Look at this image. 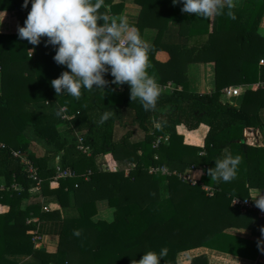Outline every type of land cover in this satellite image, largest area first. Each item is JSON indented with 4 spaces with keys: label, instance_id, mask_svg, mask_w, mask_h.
I'll use <instances>...</instances> for the list:
<instances>
[{
    "label": "trees",
    "instance_id": "16d2710c",
    "mask_svg": "<svg viewBox=\"0 0 264 264\" xmlns=\"http://www.w3.org/2000/svg\"><path fill=\"white\" fill-rule=\"evenodd\" d=\"M134 2L141 10L130 25L141 38L146 28L157 29L148 44V73L160 85L172 84L171 90H161L154 111H145L138 99L132 101L127 83H109L104 91L82 89L78 99L57 96L51 81L68 69L54 61L55 48L45 46L47 38L33 46L18 34H0V141L7 145L0 148V264H20L26 256L38 260L26 264H136L144 252L161 249L167 254L160 264H177L180 251L196 246L233 253L221 244L228 227L252 221L253 232L264 233L256 212L231 205L233 197L247 198L249 188L264 189V36L258 32L264 0H243L232 9L235 19L185 13L172 0ZM123 8L124 0H103L99 12L115 16ZM160 52L168 58L159 59ZM194 62L214 63L212 91L190 90L188 68ZM105 79L111 82L113 77L105 74ZM242 84L250 87L239 106L223 100L225 87ZM46 101L59 106L38 110L37 104ZM104 113L109 118L100 124ZM129 126L139 127L144 137L133 139V129L116 136V130L118 135L120 127ZM30 136L46 146L43 156L31 150ZM78 136L84 137L90 154L79 149ZM226 148L241 158L231 182L207 174ZM12 149L32 160L39 182ZM101 156L119 162L117 171L103 169ZM57 157L61 169L76 176L60 178V185L52 188L58 169L50 163ZM156 165L179 171L196 165L205 173L202 183L193 185L176 175L150 173ZM202 184L212 187L214 195ZM44 198L62 207L74 205L78 215L64 218L59 210L48 211ZM101 199L114 208L113 220L95 218ZM158 205L168 212L164 219L156 213ZM36 218L63 221L56 253L36 247L31 232Z\"/></svg>",
    "mask_w": 264,
    "mask_h": 264
},
{
    "label": "clouds",
    "instance_id": "9594fccd",
    "mask_svg": "<svg viewBox=\"0 0 264 264\" xmlns=\"http://www.w3.org/2000/svg\"><path fill=\"white\" fill-rule=\"evenodd\" d=\"M30 2L27 18L18 27V37L33 46L46 37L45 46L55 48L54 61L68 69L51 81L57 96L66 94L78 99L82 89L91 91L103 89L109 83H127L132 101L138 99L145 111L156 109L161 89L148 73L149 45L126 17L110 20L107 14L100 13L103 0ZM28 4L29 0H23L22 7L27 8ZM172 4H182V12L202 18L226 14L235 19L232 12L235 0H172ZM105 74H110L113 80H106ZM108 118V113L102 114L99 123ZM240 159L226 148L223 157L215 160V166L207 174L217 181L231 182L236 178ZM255 204L264 211V195L258 196ZM166 254L167 249L159 253L144 252L136 264H160Z\"/></svg>",
    "mask_w": 264,
    "mask_h": 264
},
{
    "label": "crops",
    "instance_id": "0c3cea01",
    "mask_svg": "<svg viewBox=\"0 0 264 264\" xmlns=\"http://www.w3.org/2000/svg\"><path fill=\"white\" fill-rule=\"evenodd\" d=\"M243 0H235V4L241 5ZM120 2V0H114V3ZM244 3V2H242ZM0 4L4 7L0 9V34H18V27L23 26L25 19L27 18L28 12L31 9V2L29 0L28 7H22L23 0H0ZM8 4V6L6 5ZM111 9V5L107 6ZM141 7L136 4L134 0H124V8L117 15H112L109 17L117 18L126 17L129 24L134 23L138 20ZM258 32L264 36V15L260 21ZM157 34V29L155 28H146L144 31V39L148 44H150ZM33 53L30 52V55ZM158 58L161 60H166L168 58L165 52H160ZM189 76V88L194 92H210L215 87V73H214V63L213 62H194L189 65L188 68ZM0 80H1V66H0ZM160 89L163 87L167 88L168 85H160ZM240 86L243 89L242 96L245 91L250 87L249 84L234 85ZM247 86V87H246ZM106 87V86H105ZM105 87L101 89L105 90ZM237 96L233 98H225L224 101L232 103L236 106L240 105L242 96ZM235 99V100H234ZM59 106L56 101H46L37 104V109L41 111H49L55 109ZM261 118L264 121V108L260 112ZM61 130L67 129V126H62ZM126 130L133 129L134 127L129 126L125 128ZM124 129V130H125ZM122 130V133L124 132ZM262 134L264 135V128L261 129ZM31 135V134H30ZM144 137V133H142ZM31 137L30 148L32 151L36 152L38 156H43L46 152V146L39 140H34L33 136ZM133 139H136L135 135ZM106 157L101 156L98 159V162L105 161ZM110 163H116L115 165H120L119 162L110 161ZM51 166L60 168L61 160L60 157H57L51 161ZM199 175V171L197 172ZM60 185L59 179H54L51 182L52 188H57ZM264 195V189L259 187L249 188L248 197L253 198L254 200L258 196ZM28 200H25V203ZM44 205L47 206L48 211H57L59 210L62 214V217H69L78 215V210L74 205L68 207H62L61 204L51 198H44ZM98 213L95 216L96 219H105L108 221L113 220L114 218V208L110 207L107 199H101L97 201ZM163 208L161 206L156 207V213L160 216L159 218L164 219ZM63 221L62 220H40L36 218L35 227L31 231L34 236V242L36 247L41 249V246H44L46 252L56 253L60 246V233L62 231ZM129 232L132 233L131 226H129ZM225 235L221 237V244L223 246L233 250V253L225 252L218 250L209 246H196L186 250L180 251L176 256L177 264H259L263 263L264 259L262 258L263 243L261 236L256 235L253 232V222L248 221L245 227L243 226H231L224 230ZM220 244V245H221ZM243 253L250 254L251 256H241ZM241 254V255H240ZM37 263L38 260L35 256H26L20 260V264L26 263ZM54 264V263H51Z\"/></svg>",
    "mask_w": 264,
    "mask_h": 264
},
{
    "label": "built area",
    "instance_id": "2783aa9c",
    "mask_svg": "<svg viewBox=\"0 0 264 264\" xmlns=\"http://www.w3.org/2000/svg\"><path fill=\"white\" fill-rule=\"evenodd\" d=\"M261 65H264V59H261L260 61ZM262 83H257L256 87H260L262 86ZM172 84L169 83L168 87H171ZM247 87V86H246ZM223 96L225 98H233V97H237L240 96L243 93V89L240 86H227L223 89L222 91ZM162 137H159L156 141H155V146H158L160 141H161ZM167 139V138H166ZM78 147L80 150H82L83 152L90 154L91 153V149L89 146L85 145L84 143V137L82 136H78ZM0 148L4 149L7 148L6 143L0 141ZM12 153L13 156L18 157L21 159L23 165H25V169L28 172L29 176L33 179H35L37 182L40 181L39 177H38V170L37 167L34 165V163L32 162L31 159H29L25 153H22L21 151L18 150H14L12 149ZM101 167L105 170H113V171H117L118 167L115 164L110 163L109 161H102L101 162ZM130 166H135L134 164H131ZM126 171L128 172L129 169H126ZM199 171V175L197 174V172ZM150 173H162L165 175H176L178 176L183 182H187L190 184H201V177L203 176L204 169L201 167H198L196 165H192L191 167H189L188 169L184 170V171H179V170H173L170 169L167 166H163V165H156V166H151L149 169ZM89 173H91V171H89ZM76 176V172L73 170H68V169H61L58 168V174L56 176V179H60V178H65V177H73ZM203 185V184H202ZM204 189L207 191L209 196H213L214 195V189L210 186L207 185H203ZM231 205L234 208H238L241 211H254L258 214L259 218L263 219V226H264V211H261L255 204V200L251 197H247V198H240V197H233L232 201H231ZM47 208V207H46ZM31 219H28V223H31ZM262 238V243L264 245V233L261 236Z\"/></svg>",
    "mask_w": 264,
    "mask_h": 264
},
{
    "label": "rangeland",
    "instance_id": "374dc122",
    "mask_svg": "<svg viewBox=\"0 0 264 264\" xmlns=\"http://www.w3.org/2000/svg\"><path fill=\"white\" fill-rule=\"evenodd\" d=\"M163 89H166V90H171V88H165V87H163ZM235 100V99H234ZM133 127V126H132ZM126 128H128V127H126ZM125 129V128H124ZM123 128H119V134L117 135V130H116V136L118 137V136H120L121 135V133H122V130H124ZM126 130V129H125ZM124 130V131H125ZM134 131H135V133H134V135H135V138L136 139H142L143 138V135H142V133H143V130H141L139 127H136V126H134ZM108 157L106 158V161H108ZM113 164V163H112ZM163 211V216L165 217L166 215H168V212H167V210H162ZM165 214V215H164Z\"/></svg>",
    "mask_w": 264,
    "mask_h": 264
},
{
    "label": "water",
    "instance_id": "95a60500",
    "mask_svg": "<svg viewBox=\"0 0 264 264\" xmlns=\"http://www.w3.org/2000/svg\"><path fill=\"white\" fill-rule=\"evenodd\" d=\"M258 223H259V224H263V219H262V218H259V219H258ZM41 249H44V246H41Z\"/></svg>",
    "mask_w": 264,
    "mask_h": 264
}]
</instances>
